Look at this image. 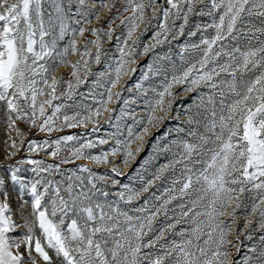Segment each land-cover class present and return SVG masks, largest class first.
Here are the masks:
<instances>
[{
	"label": "snow or ice",
	"instance_id": "1",
	"mask_svg": "<svg viewBox=\"0 0 264 264\" xmlns=\"http://www.w3.org/2000/svg\"><path fill=\"white\" fill-rule=\"evenodd\" d=\"M77 3L87 9L82 12L85 17L94 11L87 5V0H77ZM115 3L116 0H111V3L107 4L101 0L100 6L111 10ZM125 3L127 7L124 11L131 10V15L126 16L121 23H126L127 35L132 37L139 23L146 18L145 3L143 0H125ZM200 4L202 6L197 12L196 0H183V2L173 0L172 8L175 11L164 12L165 21L170 17L182 18L184 24H187L190 13L206 14L212 18V23L205 25V28H214L215 35L210 39L203 38L201 41L205 47L198 61L199 68L196 64H192L181 76H173L172 80L163 86V91L156 93L158 98L148 102L147 123L154 124L163 119V116L155 115L158 109L165 113L170 110L171 101H165V97L174 95L171 90L175 84L187 82L191 86H197L203 83L210 90L206 100L203 96L201 98V106H204L205 112L210 114V118L206 117L203 132L197 134L195 131H189L188 135L193 140L179 142L182 149L179 159L161 166L154 178L160 179L165 172L180 164L182 178L178 181L174 180L173 185L179 183L181 186L165 189L168 198L159 206H155L154 210L149 208L148 201H145L144 206L135 210L139 215L133 216L118 206L99 203L94 199L99 190H96L87 166H83V170L89 172L91 187L85 188L83 179L79 176L75 177L78 185L74 184L72 177H69L70 182L64 189L67 198L61 195V189L57 185L55 194L48 204L43 201L48 192V185L53 182H43L44 191L41 192L38 190V185H41L42 181L37 180L30 187L31 211L27 216L23 215L22 210L28 205V201H22L20 205L23 227L27 231L19 239L9 235L20 225L13 220L7 200L8 193L4 192V199L0 200V264H25L26 260L31 264H37L36 257L32 254L33 248L46 264H53L46 248L55 252L61 264H237L236 261L229 260L228 251L221 250L229 243L225 221L221 217L225 216L228 206L234 204L232 211L227 212V215L234 219L236 209L241 206L240 194L246 190L258 193L259 204H254L252 211L258 213L259 227L264 230V179H262L264 178V40L256 36L259 47H253L249 43L247 50H241L238 46L228 50L229 46L223 43H219L218 50L214 47L227 38L236 40L241 33L252 36L256 33L264 35V27L257 28L251 23V18L255 17L264 24V0H209L208 4L200 0ZM53 7L57 13L56 20L59 21L62 37L66 29L64 10L59 0H53ZM205 8L208 9L206 13ZM157 11L158 9H153V15ZM217 13H219L218 21ZM43 16L42 0H0V101L6 102L9 128H12L17 120L26 119L41 130L51 132L61 108V105H55L52 114L46 115L45 105L51 106L52 100L57 98V85L62 79L52 76L49 84L48 76L52 68L48 65L47 58L59 56L60 63H67L65 57L68 49L58 53L55 39L51 44L45 41L44 37L52 31L53 17L49 14L46 27ZM184 24L180 25L181 33ZM169 30L166 24L162 25V32L156 33V44L161 43L159 37L162 33L166 34ZM37 31L40 36L39 41L34 38ZM92 31L96 32L97 29ZM83 32L84 29L81 28L80 33ZM37 43L39 51L35 48ZM132 43L137 45L139 36ZM125 45L127 46V41ZM198 47L193 45V48ZM71 50L76 51L74 42ZM147 51L149 48L146 47L145 52ZM121 52L123 54V49ZM95 58L98 62L99 52L95 54ZM221 58H226L224 63H220ZM39 61L44 62L38 63ZM79 63L78 61L74 64L73 69ZM253 69L259 70V75L254 79L237 81L238 74L242 76L244 73L252 72ZM194 70L195 76L192 75ZM121 71L122 67L116 69V79L111 81L112 87H115L119 81ZM222 74H227L232 79H219ZM72 75L76 76V72L73 71ZM37 77L40 79L38 80ZM82 82L77 77V83ZM41 83L45 87H39ZM68 88V94L71 95L75 86L69 84ZM46 89H51L48 98L38 99L45 94ZM185 90L190 91L192 88ZM115 95L119 97L120 93L117 92ZM112 96L113 93L109 90L107 101H100L105 111L109 110L107 103L112 100ZM229 98H231L230 102H226ZM99 114L100 109H97L94 115ZM39 118H43L42 122H39ZM90 118L89 116L79 118L77 114L65 115L63 119L67 127H73L75 123H83ZM190 122L200 123L192 118ZM15 130L23 137L24 134L19 128ZM148 131L147 127L143 129L145 134ZM129 136H132L131 129ZM62 139L67 141L74 138ZM136 139H143V136H137ZM131 142L134 141L121 145L117 140L116 147L111 149V155L115 156L123 148L125 157L134 156L130 148ZM35 143V141L30 142V149ZM60 143L61 141H56L57 151L52 153L53 156L57 155ZM100 143L106 141L101 140ZM12 146L18 147L14 140ZM91 147H93L91 142L83 144L75 149L72 155L83 156V149ZM139 150L136 149L137 152ZM108 155L101 153L90 159L97 164L107 163ZM32 163L37 164V168L41 171L47 170L40 168L42 162L32 161ZM52 167L48 165V169ZM112 171L117 172L118 169L114 167ZM11 179L20 183V191L23 193L26 185L16 175V170L12 172ZM113 183L117 182L113 181ZM153 183L154 180L148 181V187ZM3 185L4 180L0 178V187ZM247 185L251 187L246 189ZM76 187H79V191ZM148 187L143 191L147 192ZM125 190L129 192L128 202L139 195L127 189V186ZM173 193H178L180 199L188 198V203H181L178 208L179 217L191 222L190 229H181L178 233L181 237L179 242L173 240L168 244H158L157 242L165 235L164 229L159 230V235L155 239L145 242L149 233L154 231L153 220L156 216L161 211L167 214L168 205L178 199ZM100 195L106 197L108 193L100 191ZM119 196L123 200L125 193L121 192ZM157 199L161 198L157 197ZM69 213L72 214V218L66 223ZM172 219L175 222L167 225L170 230H174L176 225L181 223V219L176 217ZM37 228L40 236L35 235ZM260 241L264 245V235L260 237ZM22 245L25 246L27 255L19 251ZM251 251L254 255L247 256L243 264H264V247H261L259 252L255 247Z\"/></svg>",
	"mask_w": 264,
	"mask_h": 264
},
{
	"label": "rangeland",
	"instance_id": "2",
	"mask_svg": "<svg viewBox=\"0 0 264 264\" xmlns=\"http://www.w3.org/2000/svg\"><path fill=\"white\" fill-rule=\"evenodd\" d=\"M143 2L145 3L146 18L139 23V27L136 28L132 37H128L126 23H121L126 16L131 15V10L124 11V8L127 7L125 0H116L115 6L111 10L101 7V0H87V5L94 10L87 17L82 15V12L87 9L82 8L77 0H59L64 10L66 24V29L61 37L53 0H42L46 27L49 14L53 17L52 31L44 39L49 44L55 39L56 52L58 53H63L65 49H68L65 57L67 63H60L59 56L47 58L48 65L52 68L48 76L49 84L52 76L62 78L57 85V98L52 100L51 106L45 105L46 115L52 114L55 105H61L51 132L41 130L26 119L17 120L12 128H9L7 105L5 101H0V178L4 180V185L0 187V200L4 199L3 193L7 192L13 220L20 225L9 233L11 237L22 238L27 231L23 227L20 205L22 201H28V205L22 210L23 215L27 216L31 211L30 187L34 181H42L41 185H38V190L41 192L44 191L43 182H53L48 185V192L43 201L48 204L50 198L55 194L57 185L61 189V195L67 198L64 189L70 182L69 177H72L74 184L78 185L75 177L79 176L83 179L85 188L91 187L89 172L84 171L83 166L90 169L92 182L95 184L96 190H99L94 199L99 203L111 204L113 207L118 206L133 216L139 215L135 210L144 206L145 201H148L147 206L154 210L155 206H159L164 199L168 198L165 189L181 186L179 183L173 185L174 180L178 181L182 178V165L180 164L169 169L160 179L154 178L161 166L168 164L169 161L179 159V153L182 150L179 145L180 141L193 140L188 133L194 129L184 114L185 95L189 91H183L180 87L181 84H175L171 90L174 95L165 97V101H171L170 110L165 113L158 109L155 115L163 116V119L154 122V124L147 123L148 102L158 98L156 93L163 91V86L170 82L173 76H181L192 64H198L201 59L204 48H201L202 45L193 48L192 38L194 35L189 33H196L198 29L205 34L215 33V31L211 27L205 28V25L212 23L211 19L202 24L195 20L199 16H207L206 14L190 13L187 24H184L182 18L176 19L175 17H170L165 21L164 12L166 10L175 11L172 8L173 0H143ZM103 3H111V0H103ZM196 3L198 5L197 12H199V7L202 5L200 0H196ZM203 3L208 4L209 0H203ZM153 9H158L155 15H153ZM207 11L208 9L205 8V13ZM256 22H260V27H264L261 20L255 17L251 18L253 25ZM165 24L170 30L166 34L162 33L159 37L161 43L156 44V33L162 32V25ZM181 24H184L182 33L180 32ZM81 28L84 29L83 34L80 33ZM92 29H97V31L93 32ZM245 32H247V25H245ZM137 36H139V43L133 45L132 41ZM256 36H259L260 40H264V35L259 33H256L255 36L241 33L236 40L227 38L222 43L228 45L229 48L238 46L241 50H247L249 43L253 47H259ZM34 38L39 41L38 31ZM125 41H127V46ZM73 42L76 51L71 50ZM152 45L155 47H151ZM146 47L149 48L147 52H145ZM35 48L39 51L38 43ZM121 49H123V54ZM97 52L100 55L98 62L95 58ZM78 61L80 63L73 69V65ZM43 62L39 61L38 63ZM118 67H122L120 79L116 86L112 87L111 81L116 79ZM73 71L76 72V76L72 75ZM256 75H259V70L253 69L250 73H244L242 80L254 79ZM77 77L83 82L78 84ZM37 79L40 78L37 77ZM69 84L75 86L71 95L68 94ZM39 87L45 86L41 83ZM109 90L113 96L112 100L107 103L109 110L105 111L100 101H107ZM50 91L51 89H46L45 94L38 99H47ZM117 92L120 93L119 97L115 95ZM230 100L231 98L226 102H230ZM97 109H100L98 116L94 115ZM77 114H79V118L85 116L91 118L83 123L77 122L73 127H67L64 124V116ZM42 120L43 118H39V122ZM145 127L149 129L147 134L143 132ZM16 128H19L24 134L23 137L17 134ZM129 129L132 131L131 137ZM137 136H143V139H136ZM64 137H73L74 139L64 141L62 139ZM13 140L18 147L12 146ZM101 140L106 143L101 144ZM117 140L121 142V145L134 141L130 143L134 156L125 157L123 148L115 156H112L111 149L116 147ZM31 141L36 143L30 149ZM56 141H61V143L57 155L53 156L52 153L57 151ZM88 142H91L93 147L83 149V156L72 155L75 149ZM137 148L140 149L138 152ZM101 153L109 154V162L97 164L90 159V157L98 156ZM32 161L42 162L40 168L47 170H39L37 164ZM48 165H52V169H48ZM114 167L118 169L117 172L112 171ZM14 170L26 185L23 193L20 191V183L11 179ZM150 180H154V183L148 187ZM113 181L117 183H113ZM125 186L132 192L139 193L131 202L127 201L129 192L125 190ZM145 187H148L147 192L143 191ZM247 188L250 186L247 185ZM76 190L79 191V187H76ZM100 191L106 192L108 195L106 197L100 195ZM121 192L125 193L123 200L119 196ZM173 194L177 195L178 199L168 205L167 214L161 211L156 216L153 220L154 231L149 233L145 242L155 239L159 235L160 229H164L165 235L157 242L158 244H168L173 240L179 242L181 237L178 233L181 229H190L191 222L179 217L180 209L178 208L181 203L187 204L188 198L180 199L178 193ZM257 195L256 191L247 190L240 194L241 205L252 206L247 214H239L240 207H242L240 206L236 209L234 219L229 217L227 212H231L235 206L230 204L225 216L221 217V219L230 218L229 227H227L229 236L237 240H244L245 248L249 250L248 254L242 253L241 258L235 260L233 257L237 254L238 244L233 242L232 244L236 245L232 249L231 245L227 243L221 249L228 251L229 260L236 261L237 264H243V260L247 256L254 255L251 251L253 247L257 252L261 247H264L260 241L264 230L259 227L258 213L252 211L254 204H259ZM157 197L161 199L158 200ZM132 203L137 204L132 205ZM172 217L181 219V223L177 224L174 230L167 227L168 224L175 222ZM71 218L72 214L69 213L66 223L70 222ZM35 235H41L38 228L35 230ZM46 250L52 257L53 264H61V260L56 257L53 250L47 248ZM19 251L27 255L25 246L22 245ZM145 251H149V249H145ZM32 254L36 257L37 264H46L42 257L34 251V248ZM25 264H31V262L26 260Z\"/></svg>",
	"mask_w": 264,
	"mask_h": 264
},
{
	"label": "trees",
	"instance_id": "3",
	"mask_svg": "<svg viewBox=\"0 0 264 264\" xmlns=\"http://www.w3.org/2000/svg\"><path fill=\"white\" fill-rule=\"evenodd\" d=\"M209 19L212 20V18L209 17V16H199V17L195 18V20H198V22H200L201 24L202 23H207V21ZM216 19L218 21L219 13H217ZM254 25H255V27L259 28L261 23L260 22H256ZM197 31L198 32H196L194 34L193 38H192L193 41H194L192 45H202L201 48L202 47L204 48L205 46L201 43L202 39L203 38H209L210 39V38H212L214 36L215 33L205 34L204 32L199 31V29ZM213 31H215V30H213ZM263 39H264V37H263ZM215 47L218 50L219 43ZM228 50H231V48H229ZM225 59L226 58H221L220 59V63H224ZM196 66H197V68H199V64H196ZM192 75L195 76L196 72L193 71ZM236 78H237L238 82H242L243 81L242 80V76L240 74H238ZM189 79H191V77ZM219 79L230 80V79H232V77L228 76L227 74H222ZM217 82H219V81H217ZM180 87H181V90H183V91H186L185 90L186 88H189V87L192 88V90H190L188 92V94L185 95L186 104L184 106V114L186 115V117L188 119V122L190 124H192V127H193L194 131L199 134L200 132H203V125H204V123H206V117L210 118V114L205 112V107L201 106V98H202V96L206 100V96H207V94H209L210 90L203 83H201L200 85H197V86H191L189 83L186 82V83L181 84ZM217 99H219V97H217ZM190 118H192L194 120H197L200 123L199 124L192 123V122H190ZM183 122L186 123L185 121H183ZM249 186L251 187V185H249ZM136 204L137 203H132V205H136ZM241 206L242 207H240L239 214H247L248 211L252 208L251 205H247V206L246 205H241ZM223 220L225 221V231L227 232V239H229L228 240L229 241L228 244L231 245L232 249L235 248L234 245H236V244H238V246H239V248H238L239 251H237L236 256H234L233 258H235V260L240 259L242 253L248 254L249 250H247V248H245L246 242L244 240H237L236 238H234L232 236H229V233L227 231V227H229L230 218H228V217L227 218H223ZM233 242H235L236 244L233 245L232 244Z\"/></svg>",
	"mask_w": 264,
	"mask_h": 264
}]
</instances>
